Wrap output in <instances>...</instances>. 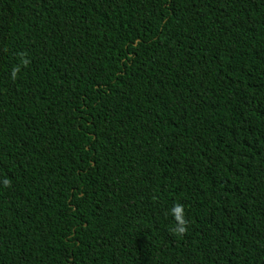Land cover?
<instances>
[{"label": "trees", "instance_id": "16d2710c", "mask_svg": "<svg viewBox=\"0 0 264 264\" xmlns=\"http://www.w3.org/2000/svg\"><path fill=\"white\" fill-rule=\"evenodd\" d=\"M0 264H264V0H0Z\"/></svg>", "mask_w": 264, "mask_h": 264}]
</instances>
